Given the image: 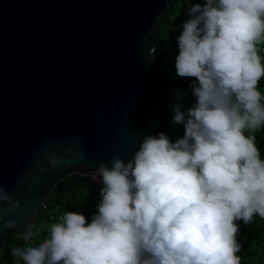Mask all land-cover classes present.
Wrapping results in <instances>:
<instances>
[{"label": "clouds", "instance_id": "1", "mask_svg": "<svg viewBox=\"0 0 264 264\" xmlns=\"http://www.w3.org/2000/svg\"><path fill=\"white\" fill-rule=\"evenodd\" d=\"M189 11L175 59L178 76L198 81L196 104L173 109L184 136L149 135L127 163L101 162L91 223L67 211L39 246L11 250L23 264H241L237 221L264 219V160L251 134L264 127V0H206ZM0 204L18 201L0 187Z\"/></svg>", "mask_w": 264, "mask_h": 264}, {"label": "water", "instance_id": "2", "mask_svg": "<svg viewBox=\"0 0 264 264\" xmlns=\"http://www.w3.org/2000/svg\"><path fill=\"white\" fill-rule=\"evenodd\" d=\"M169 11L168 0H0V187L18 201L0 204V251L59 182L95 187L101 162L133 159L165 87L149 61Z\"/></svg>", "mask_w": 264, "mask_h": 264}, {"label": "trees", "instance_id": "3", "mask_svg": "<svg viewBox=\"0 0 264 264\" xmlns=\"http://www.w3.org/2000/svg\"><path fill=\"white\" fill-rule=\"evenodd\" d=\"M168 1L170 11L158 20L152 32L154 49L149 61L150 70L165 83V87L148 100L146 112L151 119V126L147 136L154 137L163 132L175 143L184 136L185 127L183 123L173 122L174 106L179 105L181 111L187 113L197 102L191 85L198 84L194 77L183 78L177 75L175 59L179 54L178 37L183 31L178 26L192 18L193 14L189 11L191 6H203L206 0ZM261 55H264V50ZM259 91L264 95V77L259 82ZM251 134L256 136V146L260 151V158L264 160V127ZM102 187V181L95 187H89L84 177L76 175L59 182L55 187L57 191L48 196L31 226L33 236L25 241L22 236L11 235L5 248L0 251V264H23L21 258L11 255V250L14 247L27 249L39 246L50 235V226L58 223L67 211L83 214L86 221L91 223L93 216L98 213L97 205L102 200ZM237 224V241L241 245L237 255L241 257V264H264V219L256 215L251 224H244L242 220L237 221Z\"/></svg>", "mask_w": 264, "mask_h": 264}, {"label": "built area", "instance_id": "4", "mask_svg": "<svg viewBox=\"0 0 264 264\" xmlns=\"http://www.w3.org/2000/svg\"><path fill=\"white\" fill-rule=\"evenodd\" d=\"M158 136V135H157ZM154 137H156V136H154ZM253 264H256V263H253Z\"/></svg>", "mask_w": 264, "mask_h": 264}]
</instances>
